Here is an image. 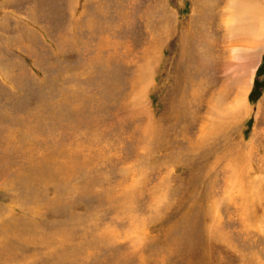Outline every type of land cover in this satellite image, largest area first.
<instances>
[{"label":"rangeland","instance_id":"1","mask_svg":"<svg viewBox=\"0 0 264 264\" xmlns=\"http://www.w3.org/2000/svg\"><path fill=\"white\" fill-rule=\"evenodd\" d=\"M223 1L0 0V264H264V43Z\"/></svg>","mask_w":264,"mask_h":264},{"label":"bare ground","instance_id":"2","mask_svg":"<svg viewBox=\"0 0 264 264\" xmlns=\"http://www.w3.org/2000/svg\"><path fill=\"white\" fill-rule=\"evenodd\" d=\"M222 3H224L223 0H222ZM227 3L228 2H226V4ZM225 10H226L225 11L226 12V18L224 19V22L222 23V25H223V29L225 30V32H227L228 36L231 39V40H228V42H229L228 47H229L232 55L235 58H237V60L250 61L252 58L254 59L256 57V55L261 51L263 43H264V6H261L260 3L257 2V0H230L229 3L226 5ZM215 15H216V12H215ZM218 16L216 15V17H218ZM216 21H218V20L216 19ZM204 27H205V25H204ZM181 29H183V28H181ZM220 29H222V28H220ZM237 36H239V37H237ZM237 38L243 39L244 42H245V40H247L246 41L247 44L246 45L242 44L243 45V47H242V46L235 45L234 43H232L233 41L234 42L239 41V39H237ZM204 45H206V44H204ZM214 51H216V50H214ZM250 82H251V80L238 93L236 99L233 100L232 108H231L232 111L234 109L238 110L239 108L247 106V94H248V90L250 89V84H251ZM238 90H240V88ZM236 93H237V90H236ZM205 95H206V93H205ZM222 98L223 97H221V101L223 100ZM56 169H57V167H56ZM210 264H212V263H210Z\"/></svg>","mask_w":264,"mask_h":264}]
</instances>
